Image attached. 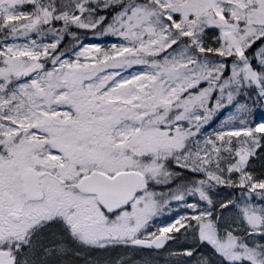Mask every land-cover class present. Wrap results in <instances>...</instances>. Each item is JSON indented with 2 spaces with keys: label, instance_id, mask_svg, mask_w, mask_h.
I'll return each mask as SVG.
<instances>
[{
  "label": "snow or ice",
  "instance_id": "obj_1",
  "mask_svg": "<svg viewBox=\"0 0 264 264\" xmlns=\"http://www.w3.org/2000/svg\"><path fill=\"white\" fill-rule=\"evenodd\" d=\"M0 264H264V0H0Z\"/></svg>",
  "mask_w": 264,
  "mask_h": 264
},
{
  "label": "rangeland",
  "instance_id": "obj_2",
  "mask_svg": "<svg viewBox=\"0 0 264 264\" xmlns=\"http://www.w3.org/2000/svg\"><path fill=\"white\" fill-rule=\"evenodd\" d=\"M110 42H111V40H107L105 43L107 44V43H110ZM257 167H259V164H257ZM162 219H164V218H162ZM164 222L166 223V220Z\"/></svg>",
  "mask_w": 264,
  "mask_h": 264
},
{
  "label": "trees",
  "instance_id": "obj_3",
  "mask_svg": "<svg viewBox=\"0 0 264 264\" xmlns=\"http://www.w3.org/2000/svg\"><path fill=\"white\" fill-rule=\"evenodd\" d=\"M107 41V40H106Z\"/></svg>",
  "mask_w": 264,
  "mask_h": 264
}]
</instances>
